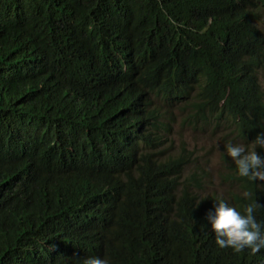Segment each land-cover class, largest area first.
I'll use <instances>...</instances> for the list:
<instances>
[{
	"label": "trees",
	"instance_id": "16d2710c",
	"mask_svg": "<svg viewBox=\"0 0 264 264\" xmlns=\"http://www.w3.org/2000/svg\"><path fill=\"white\" fill-rule=\"evenodd\" d=\"M263 23L264 0H0V264H264L206 219L219 196L264 221V189L224 154L206 194L172 133L264 131Z\"/></svg>",
	"mask_w": 264,
	"mask_h": 264
},
{
	"label": "clouds",
	"instance_id": "9594fccd",
	"mask_svg": "<svg viewBox=\"0 0 264 264\" xmlns=\"http://www.w3.org/2000/svg\"><path fill=\"white\" fill-rule=\"evenodd\" d=\"M223 146L222 152L234 164L236 175L264 189V156L257 151H264V131L257 133L251 142L227 140ZM243 195L247 198L249 192L244 191ZM214 202V210L206 213V219L218 247L230 248L236 253L247 249L251 254L264 249V221L256 218L257 209L261 207L256 200H250L242 208L233 206L219 196ZM82 264H110V260L93 255L83 258Z\"/></svg>",
	"mask_w": 264,
	"mask_h": 264
},
{
	"label": "rangeland",
	"instance_id": "374dc122",
	"mask_svg": "<svg viewBox=\"0 0 264 264\" xmlns=\"http://www.w3.org/2000/svg\"><path fill=\"white\" fill-rule=\"evenodd\" d=\"M264 28V23L261 25ZM261 79L264 87V69L261 71ZM175 123L172 125V133L176 139V143L180 146L188 147L198 157V162L211 173L213 177V185L206 189V194H211L216 188H220L223 192L230 190V185L220 179V172L223 170L224 153L221 150L219 139L206 132L194 130L184 124V117L188 110H175ZM190 168L189 170H191Z\"/></svg>",
	"mask_w": 264,
	"mask_h": 264
},
{
	"label": "bare ground",
	"instance_id": "6f19581e",
	"mask_svg": "<svg viewBox=\"0 0 264 264\" xmlns=\"http://www.w3.org/2000/svg\"><path fill=\"white\" fill-rule=\"evenodd\" d=\"M163 11V10H162ZM140 28V27H139ZM147 34V33H146ZM149 34H151V33H149ZM131 36V35H130ZM146 36H149V35H146ZM90 38V37H89ZM144 38V37H143ZM134 39V38H133ZM131 40H132V37H131ZM136 40V39H135ZM139 41H140V39H138ZM144 41H146V40H144ZM129 42H130V40H129ZM135 42V41H134ZM138 42V41H137ZM142 42V41H141ZM139 43V42H138ZM130 44V43H129ZM141 44V43H140ZM138 45V44H137ZM137 47H139V45L137 46ZM134 47H132V49H133ZM138 49H141V47L140 48H138ZM41 88V87H40ZM42 119V118H41ZM53 158H55V157H53ZM177 158V157H176ZM54 160V159H53ZM50 161V160H49ZM52 161V160H51ZM55 161V160H54ZM53 162V161H52ZM39 163V162H38ZM39 164H41V163H39ZM46 164V163H45ZM55 164V163H54ZM49 165H50V162H49ZM36 167H37V165H36ZM188 167H190V166H188ZM38 169V168H37ZM36 169V170H37ZM41 171V170H40ZM40 171H38V172H40ZM54 171V170H53ZM55 173V172H54ZM37 175V174H36ZM54 176V175H53ZM40 244V243H39ZM48 249V248H47ZM55 253V252H54Z\"/></svg>",
	"mask_w": 264,
	"mask_h": 264
}]
</instances>
